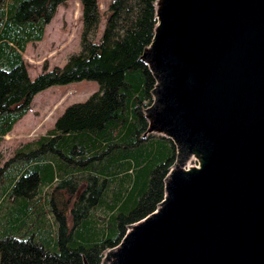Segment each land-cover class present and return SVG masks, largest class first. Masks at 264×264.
Returning a JSON list of instances; mask_svg holds the SVG:
<instances>
[{
    "label": "trees",
    "instance_id": "16d2710c",
    "mask_svg": "<svg viewBox=\"0 0 264 264\" xmlns=\"http://www.w3.org/2000/svg\"><path fill=\"white\" fill-rule=\"evenodd\" d=\"M67 0H0V144L50 86L92 80L50 129L0 151V264H99L126 227L153 212L175 159L170 139L146 134L154 79L140 60L155 0H79L77 52L30 78L22 53ZM103 17V26L99 29Z\"/></svg>",
    "mask_w": 264,
    "mask_h": 264
},
{
    "label": "water",
    "instance_id": "95a60500",
    "mask_svg": "<svg viewBox=\"0 0 264 264\" xmlns=\"http://www.w3.org/2000/svg\"><path fill=\"white\" fill-rule=\"evenodd\" d=\"M154 15L143 135L175 159L99 264H264V0H155Z\"/></svg>",
    "mask_w": 264,
    "mask_h": 264
},
{
    "label": "rangeland",
    "instance_id": "374dc122",
    "mask_svg": "<svg viewBox=\"0 0 264 264\" xmlns=\"http://www.w3.org/2000/svg\"><path fill=\"white\" fill-rule=\"evenodd\" d=\"M108 1L96 0L100 13L105 10ZM102 26L101 15L100 30ZM79 30V0H67L65 6H57L54 15L44 28L42 39L28 43L22 53L29 77L33 78L44 63L48 69L53 66H62L70 54L77 52ZM97 90L98 84L95 81L80 80L50 86L36 93L32 98L30 109L1 141L2 162L20 144L34 140L50 129L67 105L83 101Z\"/></svg>",
    "mask_w": 264,
    "mask_h": 264
}]
</instances>
